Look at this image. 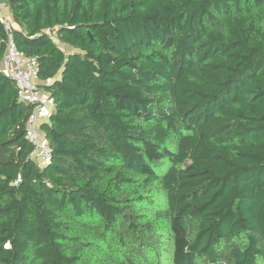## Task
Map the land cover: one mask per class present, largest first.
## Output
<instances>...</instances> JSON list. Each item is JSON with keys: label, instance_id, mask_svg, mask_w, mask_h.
<instances>
[{"label": "trees", "instance_id": "trees-1", "mask_svg": "<svg viewBox=\"0 0 264 264\" xmlns=\"http://www.w3.org/2000/svg\"><path fill=\"white\" fill-rule=\"evenodd\" d=\"M2 5L53 108L40 165L0 69V264H264V0Z\"/></svg>", "mask_w": 264, "mask_h": 264}, {"label": "built area", "instance_id": "built-area-1", "mask_svg": "<svg viewBox=\"0 0 264 264\" xmlns=\"http://www.w3.org/2000/svg\"><path fill=\"white\" fill-rule=\"evenodd\" d=\"M0 17L7 36L5 51L0 60V69L14 82L18 99L31 106L24 137L32 145L30 156L43 165L50 158L51 149L41 129V124L48 120L52 111V99L48 92L38 86L35 57L25 56L17 48L11 33L10 18L2 11Z\"/></svg>", "mask_w": 264, "mask_h": 264}, {"label": "rangeland", "instance_id": "rangeland-1", "mask_svg": "<svg viewBox=\"0 0 264 264\" xmlns=\"http://www.w3.org/2000/svg\"><path fill=\"white\" fill-rule=\"evenodd\" d=\"M1 8L2 9H7L6 7L5 8H3V6H1ZM6 16L8 17V18H10L11 19V17H10V15L9 14H6ZM60 46L65 50V52H67V51H70L71 50V47H69L68 45H65V44H63V43H60ZM159 205L160 206H162L163 205V202L161 201V200H159Z\"/></svg>", "mask_w": 264, "mask_h": 264}, {"label": "crops", "instance_id": "crops-1", "mask_svg": "<svg viewBox=\"0 0 264 264\" xmlns=\"http://www.w3.org/2000/svg\"><path fill=\"white\" fill-rule=\"evenodd\" d=\"M2 6H3V8H5L4 5H2ZM6 8H7V7H6ZM1 11H2V13L5 14V15H6V14H9V10H8V8L5 9V10L1 8ZM9 15H10V14H9Z\"/></svg>", "mask_w": 264, "mask_h": 264}]
</instances>
